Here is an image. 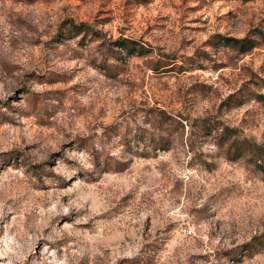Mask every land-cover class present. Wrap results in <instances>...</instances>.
Returning <instances> with one entry per match:
<instances>
[{
    "label": "rangeland",
    "instance_id": "obj_1",
    "mask_svg": "<svg viewBox=\"0 0 264 264\" xmlns=\"http://www.w3.org/2000/svg\"><path fill=\"white\" fill-rule=\"evenodd\" d=\"M256 96L264 0H0V264H264Z\"/></svg>",
    "mask_w": 264,
    "mask_h": 264
},
{
    "label": "trees",
    "instance_id": "obj_2",
    "mask_svg": "<svg viewBox=\"0 0 264 264\" xmlns=\"http://www.w3.org/2000/svg\"><path fill=\"white\" fill-rule=\"evenodd\" d=\"M222 42L224 46H231L234 48H238V50L241 51L242 53H245L251 48H253L252 43L250 42L244 43V40H240V39L224 38L222 39ZM120 45L123 48L129 50L130 52L136 51L139 54H141V52L143 51L142 47H137L136 49L135 47L136 44L133 42L123 41L122 43H120ZM153 70L157 71L158 67ZM255 99H257L262 104H264V96H256ZM214 130L217 131L218 129L216 128ZM226 131L227 129H222L220 133L216 134L215 137L217 140L216 145L218 147L225 148L224 150L227 156L232 157L235 155L242 158L250 156L256 167L264 174V145L253 144L252 147H249V145L242 144L241 142H238L235 139H230L231 138L230 136L224 139ZM255 240L256 239H254L253 243L251 244L248 243L246 245V251H247L246 254L248 256H251L254 253L259 252L260 249L264 246V242H262V240L261 241H257V240L255 241Z\"/></svg>",
    "mask_w": 264,
    "mask_h": 264
}]
</instances>
